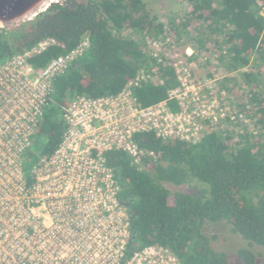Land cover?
I'll return each instance as SVG.
<instances>
[{
	"label": "trees",
	"instance_id": "obj_1",
	"mask_svg": "<svg viewBox=\"0 0 264 264\" xmlns=\"http://www.w3.org/2000/svg\"><path fill=\"white\" fill-rule=\"evenodd\" d=\"M185 1L190 11L181 22L183 31L199 20L222 43L228 72H239V83L248 89L246 104L237 105L234 118L246 116L258 133H238L232 141L229 134L208 128L193 144L137 133L133 140L142 151L139 165L121 150L104 153L118 186L117 199L129 215L131 235L122 262L156 246L180 264H228L225 254L211 248V237L201 232L205 222H223L245 243L237 251L238 260L255 264L250 248L264 252V0ZM16 27L20 34L13 36ZM125 30L139 40L124 35ZM168 30L178 33L174 23ZM163 32L164 25L150 16L143 0H66L0 33V64L44 39L55 40L30 59L35 70L88 40L85 51L52 81L31 139L36 150L25 156L26 174L61 144L67 129L63 114L77 97L115 96L144 72L161 82L142 80L132 87L137 105L166 101L177 111L176 102L168 100L170 91L179 87L175 71L163 56L153 57L142 41ZM191 181L201 184L197 192L171 193L164 185Z\"/></svg>",
	"mask_w": 264,
	"mask_h": 264
},
{
	"label": "built area",
	"instance_id": "obj_2",
	"mask_svg": "<svg viewBox=\"0 0 264 264\" xmlns=\"http://www.w3.org/2000/svg\"><path fill=\"white\" fill-rule=\"evenodd\" d=\"M55 44L44 39L0 64V264H180L156 246L122 262L131 235L129 215L103 155L121 150L139 165L135 134L193 144L201 139L204 122L215 126L231 117V109L205 99L208 84L194 80L176 58L169 65L179 87L168 100L176 102L177 111L166 101L137 105L132 87L142 80L161 82L144 72L115 96L77 97L63 114L67 129L61 144L26 174L25 156L52 81L85 51L88 40L35 70L30 59Z\"/></svg>",
	"mask_w": 264,
	"mask_h": 264
},
{
	"label": "rangeland",
	"instance_id": "obj_3",
	"mask_svg": "<svg viewBox=\"0 0 264 264\" xmlns=\"http://www.w3.org/2000/svg\"><path fill=\"white\" fill-rule=\"evenodd\" d=\"M78 1L85 2L87 0ZM143 1L150 16H155L164 25L162 35L142 39L148 51L152 55L163 56L172 63L176 58L184 61L188 65L191 77L194 80L208 84L209 88L205 91L204 98L207 100L216 98L231 109V117L215 126L209 122H204L201 135L203 136L208 131V128L220 132L222 136L229 134L232 141L236 140L233 135L238 133L248 132L256 135L258 131L250 119L246 116L239 117V120L234 118L237 105L239 103L246 104L248 89L242 83H239L240 81L237 78L239 72H228L227 65L229 61L224 52L225 48L222 43L216 42V35L210 32L206 24L199 20H194L183 31L181 22L188 17L190 11V6L185 0ZM262 14L264 15V12ZM171 23L178 27V33L175 34L173 31L168 30ZM14 29L16 32L13 36H18L20 31H17V27ZM124 35L139 40V37L129 30H125ZM193 69L197 75L192 74ZM35 147L37 146L31 145L30 149L34 151L36 150ZM164 185L171 193L197 192L201 187V184L196 181L180 186ZM201 232L211 237V248L215 252L225 254L228 264H243L237 258V251L239 248L245 247V243L238 234L230 230L227 224L223 222H205L201 226ZM250 249L256 254L255 264H264L263 250L259 247H251ZM111 260L109 259V262Z\"/></svg>",
	"mask_w": 264,
	"mask_h": 264
},
{
	"label": "water",
	"instance_id": "obj_4",
	"mask_svg": "<svg viewBox=\"0 0 264 264\" xmlns=\"http://www.w3.org/2000/svg\"><path fill=\"white\" fill-rule=\"evenodd\" d=\"M66 0H0V27L7 32L25 21H31L45 11L52 3H62Z\"/></svg>",
	"mask_w": 264,
	"mask_h": 264
}]
</instances>
